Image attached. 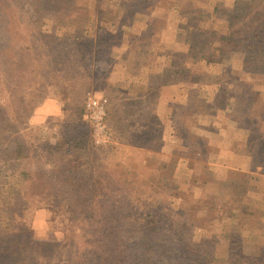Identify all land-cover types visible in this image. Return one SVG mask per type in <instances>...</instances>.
<instances>
[{"label": "rangeland", "instance_id": "obj_1", "mask_svg": "<svg viewBox=\"0 0 264 264\" xmlns=\"http://www.w3.org/2000/svg\"><path fill=\"white\" fill-rule=\"evenodd\" d=\"M237 2L0 0V264H264V48L254 75L240 50L201 60L189 34L186 71L157 57L185 39L180 8H220L208 26L224 37ZM163 31L170 48L150 51ZM90 94L109 101L100 145ZM197 98L212 143L189 129Z\"/></svg>", "mask_w": 264, "mask_h": 264}, {"label": "trees", "instance_id": "obj_2", "mask_svg": "<svg viewBox=\"0 0 264 264\" xmlns=\"http://www.w3.org/2000/svg\"><path fill=\"white\" fill-rule=\"evenodd\" d=\"M239 1L244 3L246 7L241 11L237 8L232 11L233 15L230 17L227 33L224 37L218 36L208 26L209 22H211L210 20H212V15L214 17L219 12L220 8L218 7L214 8V12L210 16H206L200 11H187V9L180 8L178 16H181L182 25L188 29L189 37L195 40L196 47L198 46V53L201 54V60L208 61V63H216L218 61L210 58H214L220 53L240 50L245 53L243 71L249 75L259 74L257 60L262 52L261 50L264 48V0H238L236 5L240 3ZM252 3L255 7L252 6ZM197 14H199V19L196 17ZM191 16L194 18H191ZM201 35L208 37L210 41L207 43L197 42L195 38H200ZM17 145L16 150H24L20 143H17ZM18 151L15 152L18 153ZM4 173L3 170H0V179L7 178ZM21 176L30 180L33 188L38 186L35 181L41 180L40 175H37L38 178L36 180L27 171L22 173ZM67 181L69 182L70 179H67ZM87 195L85 194L84 197L95 199L90 194ZM261 262L260 258L257 257H244L239 261L240 264H261Z\"/></svg>", "mask_w": 264, "mask_h": 264}, {"label": "crops", "instance_id": "obj_3", "mask_svg": "<svg viewBox=\"0 0 264 264\" xmlns=\"http://www.w3.org/2000/svg\"><path fill=\"white\" fill-rule=\"evenodd\" d=\"M137 15L139 16V13H137ZM153 16H156L155 14H153ZM177 16H178V14H177ZM180 32L182 31V33H184V31L186 30V28L185 29H182V27L180 26ZM139 31H141L140 33L141 34H143L144 32H147V28L146 27H144V28H142V29H138ZM188 34H189V32H187V33H184V37H185V39L184 40H182V41H180V42H177V43H179V45H176V46H173V48H171V49H173V53H174V55L172 56H167V54H159V55H157V57H159L160 58V60L161 61H159L158 63L160 64L159 65V67L160 68H164V69H166L167 68V65L166 64H168L167 63V61L169 60L170 61V65H171V67L172 66H177L179 63L180 64H182L181 62L182 61H184L182 58H181V60L180 61H178L177 59H176V56H178V54H180V56L182 57V56H185V54H186V52L188 53L190 50H191V46L193 45V43H190V42H188ZM164 36H166V33H164V31H163V33H161L160 34V37H161V41L158 43V44H155V45H153L152 47H151V49H149L150 51H152V52H155L156 51V49L157 50H160V51H163V50H168L170 47V45H168L167 43H162L163 42V37ZM133 48V49H132ZM139 45H134V47H132V44H130L129 46H128V49H126V50H128V51H133L134 52V55L132 56V58H131V54L126 58V59H124L125 61L126 60H128V61H130V75L127 77L128 78V81H127V83H131V82H133L134 80H139L140 79V76L139 75H134V73H132L133 71H131V69L136 65V60H138L137 59V55H136V53L138 52V51H140L139 49ZM132 52V53H133ZM152 59V58H151ZM168 61V62H169ZM200 65V61H198L197 62V64H192V65ZM183 72H184V70L186 71V69L188 68V63H186V62H183ZM117 68V67H116ZM164 69H162L163 70V74L161 75V79L162 80H164V81H166L167 79V75H165V72L168 70H164ZM181 73V72H180ZM193 73V72H192ZM183 78V76H180V79L176 82V83H172V84H174L175 86H181L182 87V85H184L183 83H185L184 81H182L181 79ZM194 79V78H193ZM136 81V82H137ZM191 89L192 90H200V86H199V84H198V82L197 81H195V80H193L192 82H191ZM209 87V86H208ZM122 89H124L123 87H121ZM190 93H191V91H184V97L182 96V98L183 99H193V97L191 96L190 97ZM160 98H162V96L160 97ZM195 99V98H194ZM201 101V99H199V98H197V100H196V102L194 101V103H193V109H194V112H193V114L191 115V119L192 120H196V121H198L197 123L196 122H194V125L192 124L190 127L191 128H189L190 129V131H192V132H196V134H201V135H205V137L207 138V140H208V142H211L212 143V134H209V133H211L210 131L211 130H209V131H207L208 129H206V128H204V127H202V126H200V124H199V122L202 120V118H204V119H206V121L208 122V120H209V117L206 115V113H202L201 111H200V108H199V102ZM163 119V118H162ZM203 119V120H204ZM208 119V120H207ZM204 130H203V129ZM198 130V131H197ZM206 132H209V133H206ZM215 137H217V136H215ZM232 164H233V166H232V168L233 169H235V167H236V165H238V164H244V168L241 170L242 172H247L248 171V169H249V166H250V164L253 162V157L252 156H249V155H246L245 154V156H243V157H238L236 154H234V156L231 158V161H230Z\"/></svg>", "mask_w": 264, "mask_h": 264}, {"label": "built area", "instance_id": "obj_4", "mask_svg": "<svg viewBox=\"0 0 264 264\" xmlns=\"http://www.w3.org/2000/svg\"><path fill=\"white\" fill-rule=\"evenodd\" d=\"M108 104L107 97L90 94L85 106L86 118L93 128L94 140L99 145L110 139V132L106 124Z\"/></svg>", "mask_w": 264, "mask_h": 264}]
</instances>
